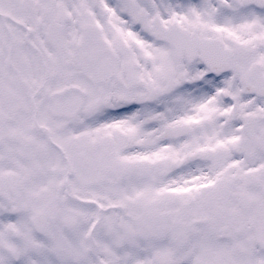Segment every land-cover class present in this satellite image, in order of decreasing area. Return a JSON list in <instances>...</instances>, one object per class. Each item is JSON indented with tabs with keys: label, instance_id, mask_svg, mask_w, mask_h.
<instances>
[{
	"label": "snow or ice",
	"instance_id": "1",
	"mask_svg": "<svg viewBox=\"0 0 264 264\" xmlns=\"http://www.w3.org/2000/svg\"><path fill=\"white\" fill-rule=\"evenodd\" d=\"M0 264H264V0H0Z\"/></svg>",
	"mask_w": 264,
	"mask_h": 264
}]
</instances>
